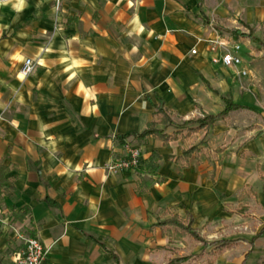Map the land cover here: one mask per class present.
<instances>
[{
  "label": "crops",
  "instance_id": "0c3cea01",
  "mask_svg": "<svg viewBox=\"0 0 264 264\" xmlns=\"http://www.w3.org/2000/svg\"><path fill=\"white\" fill-rule=\"evenodd\" d=\"M211 3L0 0V159L18 169L9 175L18 177L13 198L0 199V264H17L18 234L38 239L50 264H117L113 255L119 264L197 255L194 264H264L257 241L248 244L264 238V227L248 235V220L232 210L249 201L234 198L251 185L247 169L228 165L226 156L243 138L240 153L253 151L257 136L213 144L215 131H229L242 110L192 141L203 142L215 165L204 155L188 168L171 161L188 149L181 142L166 148L154 138L117 139L144 132L159 100L177 123L218 115L224 98L232 100L234 73L215 66L208 50L221 29ZM27 59L38 65L23 79ZM125 144L141 149L140 167L109 175L106 165L124 156ZM154 152L161 157L155 173L144 169ZM257 198L264 207V194ZM15 210L29 217L13 222ZM188 214L203 238L229 245L204 251L158 226ZM189 241L200 246L185 254Z\"/></svg>",
  "mask_w": 264,
  "mask_h": 264
},
{
  "label": "rangeland",
  "instance_id": "374dc122",
  "mask_svg": "<svg viewBox=\"0 0 264 264\" xmlns=\"http://www.w3.org/2000/svg\"><path fill=\"white\" fill-rule=\"evenodd\" d=\"M211 2L210 9L214 12L213 24L218 25L224 35L229 38L232 30H238L237 41L243 47L245 64L251 71L250 77L247 78H239L229 73L232 89L228 95L233 101L250 106L252 110L233 113L231 122L227 126L229 131L224 132L225 130L222 129L224 127L217 129L215 132H218V136L213 138V144L215 147L223 148L229 144L231 138L236 141L243 136L248 138L251 134L257 136L253 151L240 153L244 147L242 142L247 140L243 138V141L240 140V143L229 152L233 155H226L229 157L228 165L232 167L242 165L244 169H247L246 182H250L251 185H246L238 191L234 198L249 201L246 206L243 204L233 206L232 210L244 215V218L248 220L243 226L248 227L245 233L254 236L264 227V207L260 205L257 198V194H264V0H211ZM228 132L231 134L230 137L226 136ZM220 158L222 159V155ZM256 167H259L258 173L255 172ZM219 239H221L220 236ZM251 241H257V246H260L259 254L263 255L264 238L251 239L248 244ZM199 246L189 241L187 248L183 251L189 254Z\"/></svg>",
  "mask_w": 264,
  "mask_h": 264
},
{
  "label": "trees",
  "instance_id": "16d2710c",
  "mask_svg": "<svg viewBox=\"0 0 264 264\" xmlns=\"http://www.w3.org/2000/svg\"><path fill=\"white\" fill-rule=\"evenodd\" d=\"M219 35H224L222 29H217ZM231 38L237 41L239 34L238 30H232ZM225 110L218 115L205 116L204 118L192 119L189 121H183L177 123L174 121L173 115L165 107L163 101L159 100L158 104L154 106V120L151 121L147 129L142 133H135L129 136L118 137L119 142H124L125 139L135 138L140 140H146L148 138H154L163 143L164 147L169 148L171 143L181 142L182 145L187 146L188 149L182 150V155L179 157H171V161L175 162L182 168H188L190 165V160L195 157L199 158L200 155H204L210 163L213 165L215 163L211 160V155L204 148H201L203 142L197 146H194L192 141L196 139V133L199 131L209 132L211 129L222 120H226L231 113L238 110H252L248 106L235 104L232 100L224 98ZM173 128L174 131L169 134L168 129ZM220 149L216 150V153H221ZM161 157L158 153L154 152L152 156L146 162L144 169L146 171L157 172L159 170V162ZM12 171H18L16 166L10 167L5 165V160L0 159V199L3 198H13V192L15 191V183L18 179L17 176L9 177ZM29 217V212L15 210L12 215L13 222H21L27 220ZM194 219L188 214L185 220L181 219L178 215H173L169 220L160 222L158 224L161 228H167L169 235H173L174 239L177 241H184L186 238H192L196 242H199L203 246V250L214 248L215 251H222L229 245L228 241H212L209 242L203 238L194 228ZM172 229L174 232L172 233ZM264 234V230L260 235ZM114 259L116 263L119 264V259L115 256ZM201 258V255L197 256H187L183 258H178L170 260L168 264H194Z\"/></svg>",
  "mask_w": 264,
  "mask_h": 264
},
{
  "label": "built area",
  "instance_id": "2783aa9c",
  "mask_svg": "<svg viewBox=\"0 0 264 264\" xmlns=\"http://www.w3.org/2000/svg\"><path fill=\"white\" fill-rule=\"evenodd\" d=\"M62 0H56L57 7ZM208 50L212 55V63L230 70L239 78L250 77L251 71L245 64L243 47L240 42L233 38L218 35L215 39L208 41ZM192 55L197 50H192ZM38 63L27 59L20 70V76L27 79L36 70ZM124 156L109 162L105 170L109 175H119L140 167L143 153L140 148L125 144L123 146ZM17 237L23 242V250L19 253L17 264H50L47 259V251L43 244L36 238H30L18 234Z\"/></svg>",
  "mask_w": 264,
  "mask_h": 264
}]
</instances>
